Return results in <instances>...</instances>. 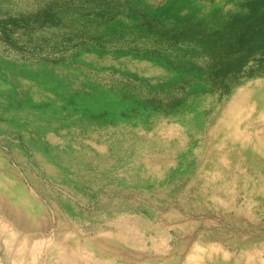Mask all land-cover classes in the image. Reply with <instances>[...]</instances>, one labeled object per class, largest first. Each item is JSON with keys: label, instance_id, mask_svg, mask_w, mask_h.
Returning a JSON list of instances; mask_svg holds the SVG:
<instances>
[{"label": "rangeland", "instance_id": "obj_1", "mask_svg": "<svg viewBox=\"0 0 264 264\" xmlns=\"http://www.w3.org/2000/svg\"><path fill=\"white\" fill-rule=\"evenodd\" d=\"M0 264H264V0H0Z\"/></svg>", "mask_w": 264, "mask_h": 264}, {"label": "bare ground", "instance_id": "obj_2", "mask_svg": "<svg viewBox=\"0 0 264 264\" xmlns=\"http://www.w3.org/2000/svg\"><path fill=\"white\" fill-rule=\"evenodd\" d=\"M246 96V95H245ZM244 96V98L242 99V101H238L237 103H235L230 111L233 114L235 113H239V114H242V113H245V110H246V116L249 115V113L251 114L252 111H255L256 110V102L253 101V102H250V103H247L246 102V97ZM255 108V109H254ZM259 110V109H257ZM256 110V111H257ZM233 118V117H232ZM242 138L246 139L248 142H250V136L249 135H244L245 137H243V134H241ZM261 141H258V144L260 143Z\"/></svg>", "mask_w": 264, "mask_h": 264}, {"label": "trees", "instance_id": "obj_3", "mask_svg": "<svg viewBox=\"0 0 264 264\" xmlns=\"http://www.w3.org/2000/svg\"><path fill=\"white\" fill-rule=\"evenodd\" d=\"M8 22H10V23H12V24H14V25H16V24H21L22 23V21H19V20H15V19H11V20H9Z\"/></svg>", "mask_w": 264, "mask_h": 264}]
</instances>
